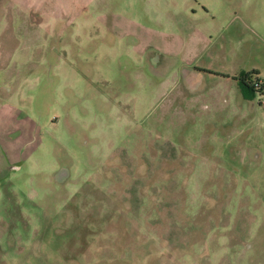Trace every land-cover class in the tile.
<instances>
[{
	"label": "rangeland",
	"instance_id": "rangeland-1",
	"mask_svg": "<svg viewBox=\"0 0 264 264\" xmlns=\"http://www.w3.org/2000/svg\"><path fill=\"white\" fill-rule=\"evenodd\" d=\"M30 5L0 0V264H264V0Z\"/></svg>",
	"mask_w": 264,
	"mask_h": 264
},
{
	"label": "crops",
	"instance_id": "crops-1",
	"mask_svg": "<svg viewBox=\"0 0 264 264\" xmlns=\"http://www.w3.org/2000/svg\"><path fill=\"white\" fill-rule=\"evenodd\" d=\"M12 2L15 3H19L20 5L22 4H26V6L30 7L32 6V4H38V6L36 8V10H39L40 6L43 5L47 0H10ZM56 1V0H55ZM16 14H21V13H16ZM16 108L13 109V107L5 104V103H1L0 105V127H5V126H9L10 122L12 123V119L15 118L14 114L16 112ZM22 117V116H21ZM15 127H17V129L19 128V125H15ZM8 141H12V140H8ZM2 146L0 144V159L3 161L4 160V164L6 162H8V157L6 155V152L4 150H2Z\"/></svg>",
	"mask_w": 264,
	"mask_h": 264
},
{
	"label": "trees",
	"instance_id": "trees-1",
	"mask_svg": "<svg viewBox=\"0 0 264 264\" xmlns=\"http://www.w3.org/2000/svg\"><path fill=\"white\" fill-rule=\"evenodd\" d=\"M256 74V71H251L247 73H243L235 80L237 81V84L240 88L241 93L244 95L248 92V94L253 90L252 86L250 84L251 78ZM250 96V95H249Z\"/></svg>",
	"mask_w": 264,
	"mask_h": 264
}]
</instances>
